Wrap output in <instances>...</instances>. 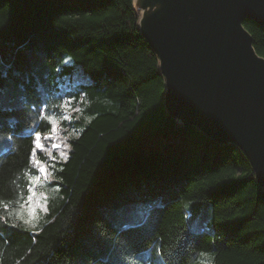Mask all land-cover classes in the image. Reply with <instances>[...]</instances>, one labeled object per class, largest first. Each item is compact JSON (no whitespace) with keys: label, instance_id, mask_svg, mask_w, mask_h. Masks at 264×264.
I'll return each mask as SVG.
<instances>
[{"label":"trees","instance_id":"16d2710c","mask_svg":"<svg viewBox=\"0 0 264 264\" xmlns=\"http://www.w3.org/2000/svg\"><path fill=\"white\" fill-rule=\"evenodd\" d=\"M139 20L134 0H0V264H264V187L236 144L169 115ZM244 26L264 57V25ZM50 118L66 162L34 147Z\"/></svg>","mask_w":264,"mask_h":264},{"label":"water","instance_id":"95a60500","mask_svg":"<svg viewBox=\"0 0 264 264\" xmlns=\"http://www.w3.org/2000/svg\"><path fill=\"white\" fill-rule=\"evenodd\" d=\"M134 6L160 59L169 115L236 144L264 187V57L244 26L264 25V0H134Z\"/></svg>","mask_w":264,"mask_h":264},{"label":"rangeland","instance_id":"374dc122","mask_svg":"<svg viewBox=\"0 0 264 264\" xmlns=\"http://www.w3.org/2000/svg\"><path fill=\"white\" fill-rule=\"evenodd\" d=\"M60 124H61L60 121L56 120V125L54 126H56L58 130L55 132L52 131L51 133L45 135L44 139L42 140V143L45 145V148L42 150V152L45 155H47L48 159L50 160V163H52L53 158L56 159L55 157L56 155L60 156V152L65 151L67 153L68 151V148H65V145H68V138L67 136L63 135ZM49 137L51 138L49 139ZM53 144H59L60 147L53 148L52 147ZM36 161H40L41 164H37ZM33 163L38 169L40 167H47L48 169V166L44 162H42V159L39 157V154L37 153L33 157ZM39 176H40V183L35 184L33 187L36 192L34 203L38 209L35 219L30 218V209L27 206H24L21 209V212L19 213V216L25 222H27V224H29L32 229H35L37 227V225L39 224V221L42 220L43 215L47 210V203H46V210H40L41 201L43 200L45 196V194L41 190L42 189L41 186L48 179L49 175L48 173L47 175L40 173Z\"/></svg>","mask_w":264,"mask_h":264},{"label":"snow or ice","instance_id":"6c2138e0","mask_svg":"<svg viewBox=\"0 0 264 264\" xmlns=\"http://www.w3.org/2000/svg\"><path fill=\"white\" fill-rule=\"evenodd\" d=\"M70 103H71V101L67 102L65 105H63V107H67L68 104H70ZM77 111H79V110H77ZM63 119L64 120H70V117L64 116ZM54 125H56L55 118H50V124H49V126L51 127V130L53 132H55V131L58 130V128L56 126H54ZM50 138L51 137H49V139ZM34 139H35V144H34L35 149H37L39 151H42L45 148V145L42 143V140L44 139L42 133L37 132ZM52 147L53 148H59L60 145L59 144H53ZM65 148H70V145H65ZM60 157H61V159L64 162H66L67 159H68L67 153L65 151L60 152ZM53 159H55V158H53ZM36 163L37 164H41L40 161H36ZM39 172L41 174L47 175L48 169H47V167H40L39 168ZM39 183H40V176H36V177H34L33 181L30 182V185H32V184H39ZM56 191H59V188L58 187L56 188ZM35 195H36V192H35L34 188H32L30 186V188H29V195L27 197V200L25 201V206L29 207V209H30V218L31 219H35V217L37 215V211H38V209H37V207L35 206V203H34ZM46 203H47V196H44L43 200L41 201L40 210H46ZM2 218L3 217L0 216V219H2ZM12 226H15V225H12Z\"/></svg>","mask_w":264,"mask_h":264}]
</instances>
